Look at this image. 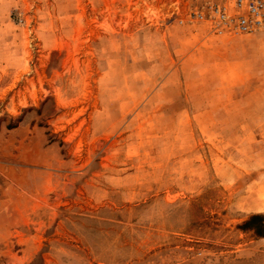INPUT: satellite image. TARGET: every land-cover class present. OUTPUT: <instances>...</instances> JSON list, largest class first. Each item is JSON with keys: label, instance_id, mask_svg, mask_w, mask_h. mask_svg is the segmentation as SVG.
Returning a JSON list of instances; mask_svg holds the SVG:
<instances>
[{"label": "rangeland", "instance_id": "1", "mask_svg": "<svg viewBox=\"0 0 264 264\" xmlns=\"http://www.w3.org/2000/svg\"><path fill=\"white\" fill-rule=\"evenodd\" d=\"M203 0H0V264H264V28Z\"/></svg>", "mask_w": 264, "mask_h": 264}, {"label": "built area", "instance_id": "2", "mask_svg": "<svg viewBox=\"0 0 264 264\" xmlns=\"http://www.w3.org/2000/svg\"><path fill=\"white\" fill-rule=\"evenodd\" d=\"M210 34H245L264 28V0H203L181 22Z\"/></svg>", "mask_w": 264, "mask_h": 264}, {"label": "trees", "instance_id": "3", "mask_svg": "<svg viewBox=\"0 0 264 264\" xmlns=\"http://www.w3.org/2000/svg\"><path fill=\"white\" fill-rule=\"evenodd\" d=\"M242 229L252 230L259 237L264 236V213H254L239 225Z\"/></svg>", "mask_w": 264, "mask_h": 264}]
</instances>
